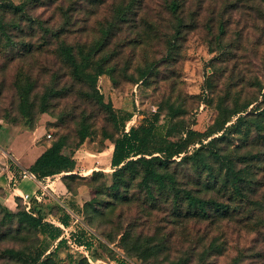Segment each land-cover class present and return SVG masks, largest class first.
<instances>
[{"label":"rangeland","instance_id":"obj_1","mask_svg":"<svg viewBox=\"0 0 264 264\" xmlns=\"http://www.w3.org/2000/svg\"><path fill=\"white\" fill-rule=\"evenodd\" d=\"M170 1L0 0L26 7L7 21L8 26H21L16 33L22 41L32 40L37 50L33 57L10 60L0 33V147L5 148V153H0L4 161H13L9 158L13 151L2 142L13 139L14 147L26 148L18 162L28 167L27 162L64 137L63 152L74 157L76 169L72 176L63 178L66 172H62L52 179L62 178L78 193L73 202L68 188L67 194L61 195L76 212L92 197L91 187L99 195L103 185L112 183V140L156 113H160L156 127L160 138L180 142L193 129L206 144L222 133L206 136L224 117H219V103L224 102L223 107L229 110L251 103L226 125L230 130L242 115L246 118L242 130L250 128L249 133L230 132L228 140L219 141L216 148L245 153L260 146L257 139L264 131L257 121H264V112L260 113L264 110V0H181L178 14L169 8ZM64 42L73 46L76 54L80 47L84 56L93 54L87 72L94 74L99 66L105 70L96 85L73 77L72 67L58 55ZM82 58L78 55L80 62ZM21 76L34 84L32 100L37 112L33 120L19 110L16 82ZM47 91L52 94L50 108L42 113L39 109ZM97 92L106 104L95 98ZM108 103L122 120L130 118L124 126L112 120ZM172 107L176 115L171 114ZM84 122L90 126V134L78 145ZM160 143L161 139H156L152 145ZM200 146L192 144L187 152L172 157L171 170L177 171L185 187L192 186L196 173L181 159ZM94 171L104 173L92 178ZM261 179L264 181V175ZM259 194L264 201V186ZM100 195L108 203L114 199L106 189ZM130 195L133 201L129 206L121 203L112 221L83 206L80 222H72L64 231L69 238L61 248H56V241L41 228L12 214L23 209L21 201L11 210L0 198V264H81L86 256L92 264H117L116 250L137 264L155 260V264H264V208H248L247 214L236 215L234 220L183 221L176 215L173 197L163 196L155 208H142L138 205L146 200V192L133 187ZM180 205L186 203L180 201ZM41 207L44 221L58 224L53 217L61 212L58 204L48 202ZM121 211L124 220L130 221L133 240L139 239L142 250L150 248L156 253L149 260L125 250L129 242L122 240L126 225L122 220L125 228L118 234L116 222ZM86 230L94 234L90 236ZM80 233L91 242L96 259L87 255L85 247L76 245L73 234Z\"/></svg>","mask_w":264,"mask_h":264},{"label":"trees","instance_id":"obj_2","mask_svg":"<svg viewBox=\"0 0 264 264\" xmlns=\"http://www.w3.org/2000/svg\"><path fill=\"white\" fill-rule=\"evenodd\" d=\"M181 5V0H171L169 8L174 14H178ZM25 10L26 7L23 4L0 3V33L2 32V38L5 39V52H9L10 60H17L18 57L24 58L29 55L33 57L37 52L32 40L22 41V39H20L21 36L16 33L22 28L21 26H18V24L8 26L9 22L7 21L10 18L15 19L16 16L20 15ZM179 24L182 25L180 22ZM221 27L223 29V25ZM176 32L180 33V30ZM97 50L98 48L92 49V52H96ZM58 53L62 61L66 65L68 64L72 67L73 77L78 81L92 80L94 85H96L98 78L102 74H105V70L102 66H99L94 74L87 72L86 69L90 64L93 54L88 53L84 56L83 47H80L78 54H76L74 47L64 42L60 46ZM78 55L83 57L81 62L78 59ZM147 74V70L143 71V77ZM16 87L20 97V112L27 119L33 120L34 114L37 112L35 111L36 103L32 100V93L34 90L33 82L29 77L21 76L17 79ZM51 96L52 94L48 91L44 94L39 109L42 113L49 111V99ZM95 98L100 103L106 104L103 95H100L98 92ZM250 104L251 103H248L243 108L229 110L223 107L224 102L219 103V117H224L222 118L221 124L214 128L213 131H210L206 136L210 137L214 133H222L217 137L211 138L206 144L203 143L204 139L201 133L193 129H189L186 138L180 142L170 141L167 138H165L166 140L160 138L156 128L160 123V113H156L152 119H146L139 125H132L129 130L124 129V127L121 135L112 140L110 146H113L110 155V164L114 169L112 172V183L108 187L103 185L99 191L100 194H102L106 189L108 194L114 199L109 203L106 202L105 199H103L100 194L97 195L94 188L90 186L93 195L90 199L84 200V203L81 205L83 209L79 211L82 212L85 206H89L93 212L112 221L114 213L121 203L128 204L129 206L133 201L130 195V190L133 187L146 192V200L143 204L138 205L142 208H155L159 206L160 203L158 200L163 196H168L169 198L173 197V207L176 209V215L183 221H189L190 219L199 221L212 219L216 221L234 220L236 215L239 216L243 213L247 214V211H249L248 208H252V211L264 208V201L259 194L260 189L264 186V181L261 179V176L264 175V132L257 139V141L260 142V146L254 150L241 153V151L238 152L236 149L228 148V151L225 149L224 151L216 148V143L228 140L230 132H232L231 134H233V132H239L240 135L242 133L243 136L249 133L250 128H247L245 131L242 130V123L246 120L242 115L232 124L230 130H228L229 126L226 125L232 121L234 116L244 112ZM106 106L111 110V118L116 124L124 126L126 121L130 119L124 118L122 120L113 110L112 104L108 103ZM262 112H264V110L260 113ZM177 113L172 107L171 114L176 115ZM261 115L264 116V113ZM263 124L264 121H257V125L258 127L260 126L259 129L261 132L264 131ZM89 134L90 126L84 122L79 130L80 139L78 145H81ZM156 139H161V143L159 145H152V142ZM246 139L248 140V138ZM239 140L246 142L242 137H240ZM196 143L201 144V146L193 153L185 154L181 159V161L190 164L192 170L196 173V178L190 182L192 186L185 187L183 181L178 178L177 171L171 170L172 157L187 152L188 147ZM65 146V138L60 137L27 169L35 173L39 180H44L48 176H55L62 172H66V175H64V177L62 176L63 178L70 175L72 176L77 163L72 155L63 152ZM191 167L187 169L190 170ZM23 168L24 167L18 165L16 162L10 161L11 176L13 178L10 185L12 188L20 185L23 181L21 175ZM103 173L104 171H94L92 178L103 175ZM62 181L67 186L64 180ZM67 188L71 192L72 197L70 200L73 202L76 200L78 193L69 186H67ZM1 189L0 187V192L3 193ZM12 190L15 191L14 189ZM37 191H39V189ZM202 193L204 195H202ZM34 194L30 210L26 209L19 194H14L12 201L9 202L7 200L4 204L13 210V208L18 207L21 201L23 203V209L18 213L12 214L20 215V220L23 223L26 222L33 227L41 228L56 241V248H61L67 243L69 237L65 235V229L60 225L44 221V216L41 212V204L48 202L57 203L62 213L60 212L59 215L57 214L53 217L60 220V222L68 228L72 226V222H74L75 218L73 214L78 216L81 220L80 212H76L71 207L70 201H67L66 198L63 202H60L53 195L47 194L40 201ZM180 201H184L186 205L181 206ZM122 211L117 215L116 222L118 227H120L118 234L123 233L122 231L125 228L124 225H126L122 240L126 242L129 239V242L125 250L131 254H140L141 258L149 260L156 253L150 248L142 250V244L139 242V239L135 238V240H133L132 231L130 230L131 226L130 223H128L130 221L124 220L125 212ZM122 220L125 222L124 225H121ZM261 223V226H263L264 221ZM86 231L90 236L94 234L91 230ZM83 234L84 233H80V236L73 234L76 245L84 246L88 253L90 252L89 256L96 259V256L91 253V242L87 241ZM115 252L117 255L114 261H116L117 264H137L123 251L120 252L116 250ZM87 259L90 261L89 257L86 256L81 264L85 262L89 264ZM155 262L156 260L152 261L151 264H155ZM90 264H92L91 261Z\"/></svg>","mask_w":264,"mask_h":264},{"label":"crops","instance_id":"obj_3","mask_svg":"<svg viewBox=\"0 0 264 264\" xmlns=\"http://www.w3.org/2000/svg\"><path fill=\"white\" fill-rule=\"evenodd\" d=\"M36 133H37V131L33 134V136ZM3 138H4V136L2 137V139ZM11 140L13 141V139H9L8 141H5V142L2 141V142L7 144L8 147L11 149V151H13L14 156L12 155L9 158H11V160L16 162L18 165L22 166V164L18 162V159H19L20 155L23 156V151L26 150V148L25 149H23L24 147L20 148L19 144H18V146L14 147L13 146L14 144ZM0 149H1L0 150L1 152H4L5 148L0 147ZM25 152H27V151H25ZM40 155L36 156L35 158H32V160L30 162H27L28 167L31 166ZM2 156L3 155H1V153H0V164H1L0 167H2V168H0V169H2L0 171V172H2L0 174V187L2 188L1 191H3V194L0 195V198L4 199L5 201L8 200L9 202H11L14 194L20 195V193H22V192H29L31 194H34L39 189V185L36 182L30 181V180H23L20 183V185H18V187L15 191L12 190L13 188L11 187L10 180H9V178L11 176L10 161H8L7 159L4 161V157H2ZM22 167L28 168V167H25L24 165ZM58 180H60L61 183L58 182ZM50 184H51L50 185L51 191H53L54 193H57V195L61 196L62 194H67V186L63 183L61 178H58L55 180L51 179ZM31 187H33L35 190H31L30 189ZM58 225L65 226L62 222H60V220H58Z\"/></svg>","mask_w":264,"mask_h":264},{"label":"built area","instance_id":"obj_4","mask_svg":"<svg viewBox=\"0 0 264 264\" xmlns=\"http://www.w3.org/2000/svg\"><path fill=\"white\" fill-rule=\"evenodd\" d=\"M49 137H51L52 135L51 134H48ZM22 180H30V181H33V182H36L38 185H39V191H36L34 196L38 199V200H42L47 194H50V195H53L58 201L60 202H63V200L61 199L62 197L60 195H57V193H54L53 191H51V179L52 178H55V176H48L46 177L44 180H39L38 177L36 176L35 173L31 172L29 169L27 168H23V171H22ZM12 176H10L9 180L11 182L12 180ZM18 186L14 187L13 189L16 190ZM20 196L26 206V209L27 210H30L31 209V205H32V197H33V194L29 193V192H22L20 193ZM74 223L76 224L77 222L80 221L79 217L74 215ZM61 227H63L65 229V231H68V227H65L63 225H60ZM84 247V246H82ZM87 255H89L87 253Z\"/></svg>","mask_w":264,"mask_h":264}]
</instances>
